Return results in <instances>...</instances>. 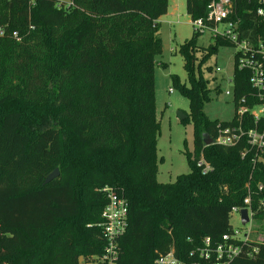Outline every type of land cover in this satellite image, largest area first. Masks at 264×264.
Segmentation results:
<instances>
[{"label": "trees", "instance_id": "1", "mask_svg": "<svg viewBox=\"0 0 264 264\" xmlns=\"http://www.w3.org/2000/svg\"><path fill=\"white\" fill-rule=\"evenodd\" d=\"M208 2L185 0L190 21L205 17ZM261 8L259 0H232L239 38L253 46L264 40ZM166 12L167 0H0V264H96L105 187L128 205L117 264H156L170 249L184 257L205 237L219 241L232 231L229 213L247 183L256 191L253 221L264 222V163L253 165L250 152L241 159L243 143L203 144L228 124L204 115L219 87L210 90L200 76L218 46L234 50L224 39L202 48L192 34L178 49L188 85L170 80L189 106L181 121L192 124L189 172L169 184L155 180L154 66ZM233 54L235 105L253 91ZM257 127L264 130V119ZM252 248L256 255L234 264H264V244L251 240Z\"/></svg>", "mask_w": 264, "mask_h": 264}, {"label": "built area", "instance_id": "2", "mask_svg": "<svg viewBox=\"0 0 264 264\" xmlns=\"http://www.w3.org/2000/svg\"><path fill=\"white\" fill-rule=\"evenodd\" d=\"M30 2L33 0H29ZM264 3V0H259ZM257 16L264 20V8L258 9ZM232 0H209L206 6L205 17L190 21L193 32L200 34L202 31L210 32V37L221 38L234 46V53H237V69L248 73L247 83L253 93L249 97L240 98L234 105L236 124L231 121L225 122L227 125H217V132L212 138V145L221 147H235L240 143L244 147L240 151L241 159L245 158L250 152L251 162L255 165L256 161L264 163V130L258 129V122L264 119V40H258L256 45H252L246 40L239 38V21L232 18ZM221 25V30L218 27ZM218 72V71H217ZM231 92H226L227 96L233 99V82ZM171 92V91H169ZM232 101V100H231ZM242 122L250 124L247 129L242 128ZM202 174L210 171V167L202 159L197 162ZM251 178V177H250ZM263 186H257V192L262 191ZM246 195L240 207H232L229 216L233 213L238 215L241 223V211L246 212L247 223L253 222L252 198L256 191H252L245 185ZM99 192L105 197L106 205L101 212V222L98 227L101 229L103 239V249L100 256L95 257L96 264H117L119 255L118 242L123 237L127 227L128 205L126 200L114 193L110 188H102ZM258 209L264 208V200L258 201ZM244 225V226H245ZM243 226V227H244ZM250 230L240 233L237 230L230 234H224L219 241L212 242L208 237L201 240L200 245L191 249L184 255L178 257L173 249L166 254L157 257L156 264H234L240 256L248 258L257 254V248L248 250L251 239Z\"/></svg>", "mask_w": 264, "mask_h": 264}, {"label": "rangeland", "instance_id": "3", "mask_svg": "<svg viewBox=\"0 0 264 264\" xmlns=\"http://www.w3.org/2000/svg\"><path fill=\"white\" fill-rule=\"evenodd\" d=\"M63 6H68L70 0H55ZM159 37L161 39V54L156 58L154 66V115L158 122V135L156 138V175L159 184H169L180 175L189 172L184 151L193 149L192 124L190 121L181 123L177 114L189 113L188 102L173 89L171 76H176L181 83L188 85L183 69V58L179 54V47L193 35L197 37V46L207 48L213 44L214 38L210 32L193 33L185 9V0H167V12L158 20ZM221 30V25L218 27ZM233 48L218 46L216 53L210 57L200 68V76L207 82L208 88L213 90L219 87V92H211V100L204 104L202 111L210 121L229 122L232 119L234 108L231 96L230 80L233 71ZM198 61L194 62L195 77ZM208 68V69H207ZM218 71V72H217ZM171 91V92H169ZM185 147V148H184ZM229 225L233 230L245 233L250 230V239L256 243L264 244V222L253 221L244 227L233 213L229 218ZM79 263L83 262L80 257Z\"/></svg>", "mask_w": 264, "mask_h": 264}, {"label": "water", "instance_id": "4", "mask_svg": "<svg viewBox=\"0 0 264 264\" xmlns=\"http://www.w3.org/2000/svg\"><path fill=\"white\" fill-rule=\"evenodd\" d=\"M177 118L181 122V121H184L186 119V116L181 114V113H178ZM211 143H212V139L209 138L208 136H205L204 140H203L204 146H209V145H211ZM57 175H58V170L55 169L51 174H49L47 176L46 180L44 181V184H47L48 182H50L53 178L57 177ZM240 215H241V225L244 226L248 221L247 216H246V212L241 211Z\"/></svg>", "mask_w": 264, "mask_h": 264}]
</instances>
